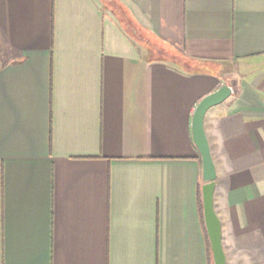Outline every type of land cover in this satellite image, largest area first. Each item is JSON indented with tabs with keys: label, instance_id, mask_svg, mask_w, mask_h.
I'll return each mask as SVG.
<instances>
[{
	"label": "crops",
	"instance_id": "obj_1",
	"mask_svg": "<svg viewBox=\"0 0 264 264\" xmlns=\"http://www.w3.org/2000/svg\"><path fill=\"white\" fill-rule=\"evenodd\" d=\"M225 85L214 208L264 264V0H0V264H212Z\"/></svg>",
	"mask_w": 264,
	"mask_h": 264
},
{
	"label": "water",
	"instance_id": "obj_2",
	"mask_svg": "<svg viewBox=\"0 0 264 264\" xmlns=\"http://www.w3.org/2000/svg\"><path fill=\"white\" fill-rule=\"evenodd\" d=\"M232 94L233 91L231 87L227 85L223 86L199 103L192 118L193 141L202 159L204 221L210 239L213 264H227V260L222 242L221 222L214 208V193L217 175L209 142L205 133L204 120L210 109L225 102Z\"/></svg>",
	"mask_w": 264,
	"mask_h": 264
},
{
	"label": "trees",
	"instance_id": "obj_3",
	"mask_svg": "<svg viewBox=\"0 0 264 264\" xmlns=\"http://www.w3.org/2000/svg\"><path fill=\"white\" fill-rule=\"evenodd\" d=\"M162 58H163L164 60H167V58H166L165 56H162ZM212 264H213V257H212Z\"/></svg>",
	"mask_w": 264,
	"mask_h": 264
}]
</instances>
